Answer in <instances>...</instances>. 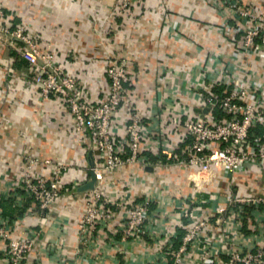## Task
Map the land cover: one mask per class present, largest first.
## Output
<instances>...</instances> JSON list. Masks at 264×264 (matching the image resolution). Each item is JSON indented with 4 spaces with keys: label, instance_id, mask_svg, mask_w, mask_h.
Masks as SVG:
<instances>
[{
    "label": "built area",
    "instance_id": "2783aa9c",
    "mask_svg": "<svg viewBox=\"0 0 264 264\" xmlns=\"http://www.w3.org/2000/svg\"><path fill=\"white\" fill-rule=\"evenodd\" d=\"M132 2L118 0L116 5L131 17ZM212 3L223 17L217 27L221 45L201 48L190 66H165L160 76L166 82L163 102L153 100L144 115L130 97L126 54L107 56L103 85L92 95L24 23L2 22L0 8V35L28 62L41 95L61 100L74 120L76 145L93 155L94 187L77 189L90 178L88 164L87 175L80 174L73 188L84 204L79 246L95 237L99 221L113 220L120 212L115 230L119 242L152 238L159 243L148 264H264V11L230 0ZM99 45L94 57L105 56L106 42ZM123 106L118 145L114 120ZM21 156L16 184L37 201L26 213L38 214L71 189L66 176L78 167L39 155ZM115 173L129 175L137 198L105 200L103 187ZM170 173L186 192L172 197L165 190ZM219 175L228 179L223 191L213 187ZM246 177L242 185L239 180ZM147 181L153 182L152 189H145ZM172 211L179 214L175 221ZM19 218L11 224L0 219L6 264H24L36 246L35 236H11Z\"/></svg>",
    "mask_w": 264,
    "mask_h": 264
},
{
    "label": "crops",
    "instance_id": "0c3cea01",
    "mask_svg": "<svg viewBox=\"0 0 264 264\" xmlns=\"http://www.w3.org/2000/svg\"><path fill=\"white\" fill-rule=\"evenodd\" d=\"M230 1L264 11V0ZM117 2L0 0L4 12L1 21L10 26L24 23L40 46L49 45L55 59L79 75L83 90L92 95L103 85L107 56L126 54L130 97L144 115L153 100L163 102L166 82L160 76L165 66H190L201 48L221 45L217 27L223 17L212 0H133L131 17L118 10ZM101 42H106L105 56L94 57ZM222 47L230 51L228 45ZM0 113V219L11 224L20 217L11 233L13 238L35 236L36 246L24 264H148L151 251L159 243L152 238L119 242L115 230L122 221L120 212L113 220L99 221L95 237L86 247L79 246L78 223L84 204L82 194L73 188L80 174L81 178L87 175L88 150L76 145L74 120L61 100L41 95L28 62L1 35ZM125 116L123 106L114 120L113 135L118 145ZM22 154L72 162L83 171L70 169L66 181L71 189L48 209L29 214L27 208L36 206L37 201L26 197L16 184ZM239 182L246 184L247 177ZM145 183V189H152L153 182ZM164 183L172 197L186 192L184 185L176 182L175 173H170ZM228 185L227 177L219 175L213 187L223 191ZM103 192L110 202L139 195L129 175L121 173L113 175ZM170 215L172 221L179 216L178 211ZM0 264H6L1 251Z\"/></svg>",
    "mask_w": 264,
    "mask_h": 264
},
{
    "label": "water",
    "instance_id": "95a60500",
    "mask_svg": "<svg viewBox=\"0 0 264 264\" xmlns=\"http://www.w3.org/2000/svg\"><path fill=\"white\" fill-rule=\"evenodd\" d=\"M87 160H88V164L90 166V171H89L90 178L86 183H84L78 187L79 191H85L88 189H92L94 187V184L96 181V173L93 169L94 168V159H93V155H92L91 151L88 152ZM148 170H151V168H148Z\"/></svg>",
    "mask_w": 264,
    "mask_h": 264
}]
</instances>
